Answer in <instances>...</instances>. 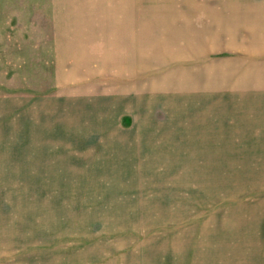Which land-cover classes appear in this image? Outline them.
<instances>
[{
    "label": "rangeland",
    "instance_id": "1",
    "mask_svg": "<svg viewBox=\"0 0 264 264\" xmlns=\"http://www.w3.org/2000/svg\"><path fill=\"white\" fill-rule=\"evenodd\" d=\"M0 264H264V0H0Z\"/></svg>",
    "mask_w": 264,
    "mask_h": 264
},
{
    "label": "crops",
    "instance_id": "2",
    "mask_svg": "<svg viewBox=\"0 0 264 264\" xmlns=\"http://www.w3.org/2000/svg\"><path fill=\"white\" fill-rule=\"evenodd\" d=\"M230 44H232V43H230ZM232 45H233V44H232ZM232 45L229 46V47H234V46H232ZM250 49H253V50H254L255 47H254V48H250ZM254 51H255V50H254ZM249 52H252V51H249ZM251 60H252V59H251ZM247 82H249V84H250V83H252L253 81L249 80V81H247ZM247 82H243V81H241V82H239V83L242 84V85H245V84H247ZM253 84H256V83L253 82ZM256 86H257V85H256Z\"/></svg>",
    "mask_w": 264,
    "mask_h": 264
}]
</instances>
